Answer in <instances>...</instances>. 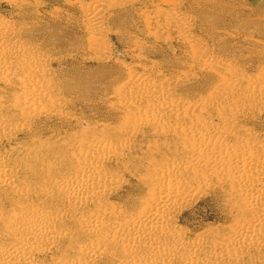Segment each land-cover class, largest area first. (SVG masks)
<instances>
[{
	"label": "bare ground",
	"instance_id": "bare-ground-1",
	"mask_svg": "<svg viewBox=\"0 0 264 264\" xmlns=\"http://www.w3.org/2000/svg\"><path fill=\"white\" fill-rule=\"evenodd\" d=\"M5 1L19 13L31 4ZM158 1L155 13L143 16L155 28L151 40L159 43L173 29L192 44L180 10L184 0ZM116 6L110 0L79 5L96 61L111 57L104 22ZM21 28L0 15V140L62 108L45 58L24 44ZM258 37L264 39V30ZM258 44L264 48V41ZM144 48L140 42L133 46L139 53ZM187 54L193 65L176 80L141 59L130 66L117 61L105 87L113 136L86 139L62 162L39 167L38 174L30 168L25 178L0 157V264H264V49L254 74L209 53ZM197 71L204 75V96H195L196 84L185 95L175 93L177 80L188 84ZM9 113L26 125L13 127ZM147 126L158 136L181 139L188 161H148L133 180L120 173L127 163L117 171L107 168L112 159L123 161L134 135ZM60 165L68 171L59 173ZM124 185L131 192L115 201ZM208 193L225 223L214 227V240L207 232L190 238L179 215Z\"/></svg>",
	"mask_w": 264,
	"mask_h": 264
},
{
	"label": "rangeland",
	"instance_id": "rangeland-1",
	"mask_svg": "<svg viewBox=\"0 0 264 264\" xmlns=\"http://www.w3.org/2000/svg\"><path fill=\"white\" fill-rule=\"evenodd\" d=\"M28 1L30 6L26 5L23 13H19L12 4L0 0V15L22 26L24 44L41 54V59L45 58L50 81L56 88L57 98L61 97L62 103L58 107L62 108H57V114L54 110L52 114H55L51 118L44 116L36 119L30 127L16 133L15 137L1 138L0 157L15 168L21 178H25V171L30 168L38 174L46 166L62 162L65 157L73 154L71 149L77 150L86 139L99 138V133L103 137L114 135L110 124L112 121L106 115L110 94L105 87L110 80V72L117 70V61L130 66L141 59L143 65H152L161 74H167L172 79H182L188 73V66L193 65L187 52L194 49L224 58L231 66L254 74L264 49L263 44H258L264 41L258 37L264 30V10L260 8L264 0H184L180 7L186 18L183 21H188L189 33L195 39L189 45L184 44L173 29L159 43L151 40L150 32L153 31V36L155 28L150 27L143 16L158 9L160 1L139 0L133 4L119 5L120 0H110L117 4V8L108 11L107 21L104 22L109 32L106 41L110 45L111 57L101 61H96L95 53L87 48L88 34L79 10L82 1L91 0ZM147 27L150 28L149 34ZM138 42L145 47L140 53L133 49ZM195 75V79L188 84L183 82L181 85L180 80H177L179 84L175 93L185 95L196 84L198 93L195 96H204L205 85H201L204 75L199 71ZM9 117L13 127L26 125L13 113H9ZM167 120L172 121L169 117ZM101 126L106 127L103 132H100ZM140 131L134 135L127 149L129 154H125L123 161L117 165L116 160L112 159L106 163L107 168L115 170L117 166L123 169L122 164L127 163L120 173L124 174L126 180L130 177L133 180L148 168V161L163 163L169 158L188 161L184 142L176 139L174 134L158 136L148 126ZM240 131L241 128L237 130L239 134ZM140 167L144 169L140 170ZM65 171H68V166L60 165L59 173ZM33 177H30L33 182L41 180ZM130 192L129 185H124L115 201ZM217 203L212 194L208 193L206 196H198L189 207L181 211L178 223L190 230V238L203 232L213 240L216 239L213 231L225 223Z\"/></svg>",
	"mask_w": 264,
	"mask_h": 264
}]
</instances>
